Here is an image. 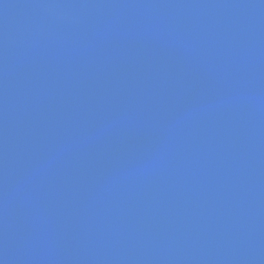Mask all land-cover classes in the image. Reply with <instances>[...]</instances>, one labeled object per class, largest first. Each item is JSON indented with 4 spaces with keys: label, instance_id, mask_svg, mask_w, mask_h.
<instances>
[{
    "label": "water",
    "instance_id": "water-1",
    "mask_svg": "<svg viewBox=\"0 0 264 264\" xmlns=\"http://www.w3.org/2000/svg\"><path fill=\"white\" fill-rule=\"evenodd\" d=\"M0 264H264V0H0Z\"/></svg>",
    "mask_w": 264,
    "mask_h": 264
}]
</instances>
